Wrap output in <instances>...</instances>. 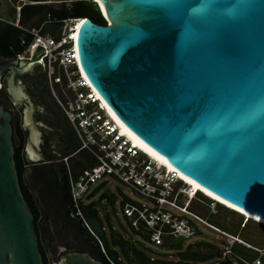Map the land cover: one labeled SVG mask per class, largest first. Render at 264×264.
Segmentation results:
<instances>
[{
    "label": "water",
    "instance_id": "obj_1",
    "mask_svg": "<svg viewBox=\"0 0 264 264\" xmlns=\"http://www.w3.org/2000/svg\"><path fill=\"white\" fill-rule=\"evenodd\" d=\"M95 3L106 24L83 18L76 49L97 94L177 172L264 220V0ZM39 47L30 59L0 63V84L22 108L24 153L37 162L45 159L38 108L20 76L35 71ZM12 117L0 98V264H42L13 159ZM53 264L102 263L67 252Z\"/></svg>",
    "mask_w": 264,
    "mask_h": 264
},
{
    "label": "built area",
    "instance_id": "obj_2",
    "mask_svg": "<svg viewBox=\"0 0 264 264\" xmlns=\"http://www.w3.org/2000/svg\"><path fill=\"white\" fill-rule=\"evenodd\" d=\"M22 1L23 4L14 7L13 20L3 17L0 19L19 34L23 50L16 57L32 58L38 45L41 47L37 49L36 56L45 50L38 57L36 69L44 72L47 82L51 85L50 88L52 86L56 88L55 97L78 138L79 147L61 158L66 164L69 179L70 216L79 220L101 245L96 232L84 215V208L94 203L93 208L97 211L103 230L106 227L115 232L126 228L131 236L136 234L142 238L145 242L142 246L145 249L149 248L148 240L154 245L166 246L165 243L183 242L199 234V227L195 222L200 220L231 239L221 253L224 262L264 264V238L258 244L246 242L236 230L221 231L203 220L191 208V204L196 200L204 203L199 196L206 198L209 205L229 208L206 197L201 191L190 193L191 187L176 175L174 168V171H169L164 165L148 157L141 149L132 146L127 137L120 133L112 115L108 112V105L98 94L100 99L97 98L95 95L97 92L79 66L74 35L77 33V21L82 19H58L47 14L36 24L21 23L22 6L37 3L30 0ZM72 1L76 0L42 2L66 5ZM81 151H86L92 157V162L79 163V171L74 173L73 168L68 164V159L71 157L77 159ZM110 179L119 181L123 188L119 190L118 198H114L105 210H101L98 204L104 203L105 200H101L98 196L93 197V191L103 183L107 184ZM106 190L112 191L111 188ZM109 216L114 217L116 223L112 222ZM242 217L244 224L252 220L246 216ZM121 235L123 237V234ZM236 246L252 250L254 256L250 259L246 258L235 251ZM109 261L110 264H116L112 260ZM212 264H220V260Z\"/></svg>",
    "mask_w": 264,
    "mask_h": 264
},
{
    "label": "rangeland",
    "instance_id": "obj_3",
    "mask_svg": "<svg viewBox=\"0 0 264 264\" xmlns=\"http://www.w3.org/2000/svg\"><path fill=\"white\" fill-rule=\"evenodd\" d=\"M23 3L24 2L22 0H0V17L13 20L15 14L14 7L17 6L18 4H23ZM50 6L57 9L60 7L63 8L62 4L59 5L50 4ZM65 8L67 9L69 14L73 12H77L79 14H86L92 17L98 16L96 6L90 2H74V3L70 2L68 3V5H65ZM4 23L5 22L0 19V25H3ZM0 60L3 61L4 58L0 57ZM20 79L22 83L25 85L27 92L29 93V95L31 96L32 100L34 101L35 105L38 108V112H37L38 121L43 126L42 127L43 131H45L47 135L50 137V142L53 146L52 151L54 150V152H52L53 158H58V159L62 158L65 153L64 151L65 144H64L63 135L65 136L64 138L68 143L71 144L73 143L72 145H76V144L78 145L79 141L73 128L70 126L65 116L63 115L61 106L58 103L57 98L55 97V93L57 91L56 88L54 86L50 88L51 85L47 82L46 75L40 69H35V71L30 74L21 75ZM0 97L3 99L5 105L8 108H10V110L12 111L13 125L15 123L20 124L22 117V108L20 106L12 104V101L10 100L5 90L4 83H1L0 86ZM14 145L15 146L18 145V139L15 135H14ZM75 159L76 158L71 159L72 162L75 161V163L72 165L74 170L75 168H78L80 166L79 163L81 162L84 163L85 161L92 162V157L86 151H81L79 153V155L77 156V159H79L78 162ZM107 188H111L112 191L114 192V198H118L119 190L123 188V186L119 181H116L115 179H110L107 184L103 183L100 187L96 188L93 191V197L95 196L102 197L105 194ZM199 199H201L204 203L196 200L194 203L191 204V208L203 220H206L208 223L212 224L221 231L232 230L234 232L236 230L237 232H239L242 239L246 242H250L253 244H258L262 242L264 238V226L262 224H258L253 220H248L244 224L242 215L234 211H231L229 209H226L224 207H219V206L214 207L212 204L209 205V201L201 196H199ZM207 205H209V207ZM109 219H111L112 222L116 223L114 217L109 216ZM195 223L197 227H199L198 229L200 233L184 240L182 242L180 250H187L189 247L188 245L193 244L194 247H192L190 250L192 251V253L215 252L211 260L203 262V264H207L209 263V261H212L213 263L218 259L220 260V264H228L227 262H224V260L222 259L221 253H223L226 245L229 243L230 238H226L222 233L209 227L200 220H196ZM117 228L119 227L117 226ZM106 231H107L106 238L107 240L110 241L112 238L111 236L112 233H110L108 229H106ZM128 231L129 230L125 228L124 230L119 229V231H115L113 233L123 234L124 239L127 240L128 243H130L131 245H135L137 249L141 250L140 243L143 244L144 242L142 241V238L140 236H137L136 234H133L131 236V234ZM147 242L149 248L144 251L147 252L149 256L156 255L152 257L155 258V260L157 258H162V259L172 260V262L177 261L175 254L177 249L175 248L169 249L167 246H163V244L154 245L149 240ZM112 247L114 249H118L117 246H112ZM228 247L230 248V246ZM235 251L240 252L243 256H245L248 259L254 256V252L252 250L244 248L242 246L240 247L236 246ZM195 262L202 263L198 261Z\"/></svg>",
    "mask_w": 264,
    "mask_h": 264
},
{
    "label": "flooded vegetation",
    "instance_id": "obj_4",
    "mask_svg": "<svg viewBox=\"0 0 264 264\" xmlns=\"http://www.w3.org/2000/svg\"><path fill=\"white\" fill-rule=\"evenodd\" d=\"M1 62L3 61L0 60V63ZM1 102L6 108H8L2 98ZM37 112L35 116L38 120ZM39 127L42 130V142L40 147L45 159L37 162L35 159H29L24 153V162L22 165L21 177L19 179V186L29 208L32 212L34 210L37 213L36 217L33 216V224L38 240L42 264H44V262L45 264H53L58 261L62 254L67 252H86L96 261H99L102 264H110L109 260L114 261V259L107 252V249L105 248L106 243L102 238V236L106 238V227L103 230L102 225L100 227L96 223H91L86 214H84L90 226L95 229V232L101 242V245L98 242L97 245L95 240H93V238L87 233L89 232L88 229L79 220L70 216L71 207L68 198L69 179L66 164L61 160V158H53L52 152H54V150L52 151L53 146L50 142V137L45 131H43L41 123ZM64 137L65 136L63 135V139L65 140ZM72 158L75 157L68 159V164L71 168H73L72 165L75 163V161H71ZM75 160L77 161V159ZM78 171L79 167L75 168V170L73 168L74 173H78ZM65 177H67V180ZM105 194L101 197V200L104 199L105 202L98 204L101 210H105L107 206L110 205L111 200L114 199V193L112 191L106 190ZM102 205H105V208H102ZM84 229H86L87 232ZM99 231L103 233L100 235L98 233ZM108 231L112 233V231ZM140 244L142 256H132L131 253L129 256H126L125 253H123L117 246L118 249L115 250H117L118 261L122 264H154L157 259L172 261L162 258H157L156 260L155 258L151 259L152 257L144 251L147 249L143 248L142 243ZM188 246L189 253H192L190 250L194 247V245L189 244ZM178 250L175 253L177 261L174 263L183 264L179 262L181 259ZM146 259H148V261H146ZM203 262L196 263L193 259L188 261L189 264H203ZM207 264H212V261H209Z\"/></svg>",
    "mask_w": 264,
    "mask_h": 264
},
{
    "label": "trees",
    "instance_id": "obj_5",
    "mask_svg": "<svg viewBox=\"0 0 264 264\" xmlns=\"http://www.w3.org/2000/svg\"><path fill=\"white\" fill-rule=\"evenodd\" d=\"M30 1H35L37 3L25 4L22 6L21 12H20L21 23H29L31 25L36 24L35 22L42 20L43 18L46 17L47 14H50L52 17H55L58 19H62V18H82L83 19L85 17H88L94 23L106 24L105 18L102 16V14L100 13L96 3L93 0H76V1H72V2L73 3L74 2H90V3L94 4L96 6L97 12H98L97 17H92V16L86 15V14H79L77 12H73V13L69 14L67 9L65 8V4H62L63 8L60 7L57 9V8L51 7L50 3H43L42 2V1H47V0H30ZM66 5H68V4H66ZM22 50H23V46L20 44L19 34L14 32L13 30H11L9 24H7V23L0 25V57L4 58V59H13L16 57V55L18 53L22 52ZM6 109H8V108H6ZM12 129H13V134H12L13 143H14V135L18 139V145L17 146L14 145L13 159L15 162V167H16L18 181H19V179L21 177L22 165L24 162L23 148H24L26 133L22 130L21 125L19 123H15L13 125V122H12ZM64 144H65L64 145V151H65L64 155L71 153L72 151H74L75 149H77L79 147V144L78 145L77 144L72 145L73 143L72 144L68 143L66 140H64ZM65 178L67 180V177H65ZM203 195H205V193H203ZM205 196L209 197L208 195H205ZM68 198H69V202L71 205L69 186H68ZM109 198L112 199L111 197H109ZM93 204L94 203H91L90 205L86 206L84 208V212H85L87 218L91 221V223H96V224L99 223L98 225L101 227L102 223H101L100 219H98V217H97V211L95 208H93L94 207ZM230 210H232V211H234L240 215H245V214L240 213L236 210H233V209H230ZM32 214L34 217L37 216V213L34 210H33ZM245 216L248 217L249 219H252L253 221L257 222L258 224H262L264 226L263 221L255 219V218L248 216V215H245ZM84 230L86 231V229H84ZM113 232L111 234V236H112L111 240L110 241L108 240L109 243L106 240L107 238H105L104 236H102V238H103L104 242L106 243L105 248L107 249V252L109 253V255H111L113 257L114 261L117 264H122V263L120 261H118L117 250H115L112 246H118L121 249V251L123 253H125L126 256H129L130 253L132 254V256H135V255H141L142 256V251L140 249H137L134 245L128 244L127 240H125L120 233L115 234ZM87 233L93 238V240H95L96 243L98 242V241H96L94 236H92L89 232H87ZM98 233L101 235L103 232L101 233L99 231ZM97 245H98V243H97ZM165 245L168 246L169 249L175 248L178 250V249H180L182 242L178 241V242H173L172 244L165 243ZM178 253H179L180 259H181L179 262L183 263V264H189L188 261L190 259H193V260L198 261V262L207 261V260L211 259L213 257V255L215 254V252L189 253L188 249L184 250V251L178 250ZM146 261H148V259H146ZM44 264H45V262H44ZM154 264H177V263H174L172 261H163V260L157 259L154 262Z\"/></svg>",
    "mask_w": 264,
    "mask_h": 264
},
{
    "label": "bare ground",
    "instance_id": "obj_6",
    "mask_svg": "<svg viewBox=\"0 0 264 264\" xmlns=\"http://www.w3.org/2000/svg\"><path fill=\"white\" fill-rule=\"evenodd\" d=\"M96 2H98V0H95ZM82 19V18H81ZM80 22L81 20L79 19L77 21V25H76V32H77V29L80 25ZM76 37V34L74 35ZM84 77V75H82ZM85 79V78H84ZM95 95L97 96V93H95ZM98 99H100L99 96H97ZM108 109V112L112 115L113 119H114V122H115V125L119 128V131L120 133H122L123 135H125L127 137V139L130 141V143L132 144V146H135L139 149H141L148 157H150L151 159L161 163L162 165H164L166 167V169H168L169 171H174L173 167L167 162V160L165 158H163L162 156L158 155L157 153H155L153 150H151L149 147H147L142 141H140L131 131H129L125 125H123L121 123V121L115 116V114L109 109ZM176 175H178L180 177V179L182 181H185L186 183L189 184V186L191 187V192H197V191H202L203 193H205V195H208L209 198L213 199V200H216L220 203H223L226 207L230 208V209H233V210H236L240 213H243L245 215H248V216H251L255 219H258L260 221H263L262 219L260 218H257L221 199H219L218 197H216L215 195H213L212 193L208 192L207 190L203 189L202 187H200L199 185H197L195 182H193L192 180L188 179L187 177H185L184 175H182L181 173L177 172L176 171Z\"/></svg>",
    "mask_w": 264,
    "mask_h": 264
},
{
    "label": "clouds",
    "instance_id": "obj_7",
    "mask_svg": "<svg viewBox=\"0 0 264 264\" xmlns=\"http://www.w3.org/2000/svg\"><path fill=\"white\" fill-rule=\"evenodd\" d=\"M94 1V0H93ZM95 2V1H94ZM99 9V8H98ZM100 11V10H99ZM101 13V12H100ZM102 14V13H101ZM103 16V15H102ZM232 211V210H231Z\"/></svg>",
    "mask_w": 264,
    "mask_h": 264
}]
</instances>
